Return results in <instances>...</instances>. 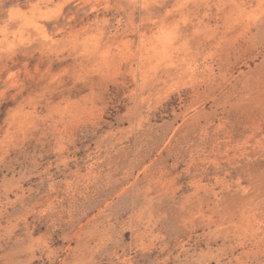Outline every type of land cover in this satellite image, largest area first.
<instances>
[{"label":"rangeland","instance_id":"rangeland-1","mask_svg":"<svg viewBox=\"0 0 264 264\" xmlns=\"http://www.w3.org/2000/svg\"><path fill=\"white\" fill-rule=\"evenodd\" d=\"M0 264H264V0H0Z\"/></svg>","mask_w":264,"mask_h":264}]
</instances>
